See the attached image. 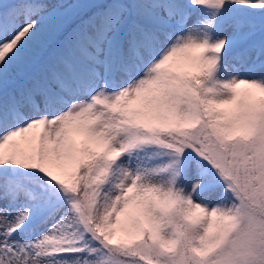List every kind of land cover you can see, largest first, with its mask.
<instances>
[{"label":"snow or ice","instance_id":"snow-or-ice-1","mask_svg":"<svg viewBox=\"0 0 264 264\" xmlns=\"http://www.w3.org/2000/svg\"><path fill=\"white\" fill-rule=\"evenodd\" d=\"M0 264H264V0H0Z\"/></svg>","mask_w":264,"mask_h":264}]
</instances>
